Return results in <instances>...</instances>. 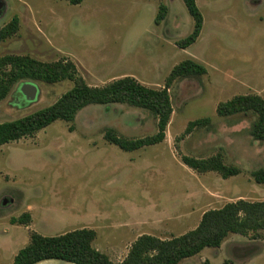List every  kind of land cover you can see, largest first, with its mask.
Instances as JSON below:
<instances>
[{
    "label": "rangeland",
    "instance_id": "obj_1",
    "mask_svg": "<svg viewBox=\"0 0 264 264\" xmlns=\"http://www.w3.org/2000/svg\"><path fill=\"white\" fill-rule=\"evenodd\" d=\"M196 2L202 32L180 49L177 43L194 29L183 0H0V29L18 18L16 34L0 43V58L68 60L91 87L130 76L163 89L185 60L207 69L171 85L173 113L163 143L126 152L107 142L108 129L129 140L157 133L149 111L112 104L87 106L72 122L56 121L32 137L0 145V264H13L32 232L55 237L91 222L104 227L93 246L119 263L137 234L168 240L197 228L207 211L264 200V185L252 177L264 169V141L251 136L257 116L216 113L235 96L264 99V0ZM161 5L166 17L156 24ZM73 86L70 80L13 85L0 101V123L51 106ZM206 118L207 126L186 133L190 122ZM217 154L241 173L224 179L181 161ZM29 206L34 222L26 230L12 220ZM180 264H264V233L258 240L230 234L220 248H206Z\"/></svg>",
    "mask_w": 264,
    "mask_h": 264
},
{
    "label": "trees",
    "instance_id": "obj_2",
    "mask_svg": "<svg viewBox=\"0 0 264 264\" xmlns=\"http://www.w3.org/2000/svg\"><path fill=\"white\" fill-rule=\"evenodd\" d=\"M82 0H71L77 5ZM194 20L193 32L177 43L180 49L193 45L203 29V15L196 0H183ZM167 8L159 7L155 23L166 17ZM18 18L0 29V43L16 34ZM7 69V70H5ZM207 69L194 60H185L176 65L163 89L147 87L135 78L127 76L102 87H91L77 76V69L70 61L45 63L29 57L5 56L0 58V101L5 99L11 87L22 81H40L55 84L63 80L74 83L71 90L49 107L40 109L17 120L0 123V145L32 137L56 121L72 122L77 113L90 105L127 104L144 109L157 120V133L140 139H126L113 129L106 130L104 138L121 150L132 152L144 147L163 143L166 129L173 113L169 89L178 79L206 75ZM254 113L257 120L252 126L251 136L264 141V99L258 95L235 96L220 103L216 113L228 117L240 113ZM209 119H199L188 124L186 133L205 127ZM182 163L198 173L216 172L224 179L238 176V167L225 164L221 154L207 159L181 156ZM254 181L264 185V169L252 173ZM13 224L30 225L31 217L23 214L12 220ZM264 233V200L250 202L239 200L220 209L203 214L194 230L168 240L143 235L132 244L128 256L122 262H113L107 255L93 246L97 234L93 229L82 228L60 236L44 237L36 232L30 234L29 243L19 250L13 264H39L45 261H63L69 264H180L183 260L199 255L206 248L218 249L230 234L258 240Z\"/></svg>",
    "mask_w": 264,
    "mask_h": 264
},
{
    "label": "crops",
    "instance_id": "obj_3",
    "mask_svg": "<svg viewBox=\"0 0 264 264\" xmlns=\"http://www.w3.org/2000/svg\"><path fill=\"white\" fill-rule=\"evenodd\" d=\"M10 202L14 203V200L12 198H10ZM24 213L25 214H29L30 217H31L30 225H24V226H26L25 227L26 230H30V226L34 222V216H33V213H32V207L31 206L27 207L25 212H23L22 214H24ZM20 216H18L17 218H19ZM82 228L93 229L96 232V234H102V232H104V227L101 226V225H97L94 222H91L90 224H87V225H83L80 229H82ZM143 235H151L152 236V234H137L135 238L137 239V238H139V237H141ZM182 235L183 234H174L172 237H179V236H182ZM153 236H156V235H153ZM52 263H55V260L45 261V262H42V263H39V264H52Z\"/></svg>",
    "mask_w": 264,
    "mask_h": 264
},
{
    "label": "water",
    "instance_id": "obj_4",
    "mask_svg": "<svg viewBox=\"0 0 264 264\" xmlns=\"http://www.w3.org/2000/svg\"><path fill=\"white\" fill-rule=\"evenodd\" d=\"M30 86L32 88V92H33L32 94L35 95L37 92V88L35 86H32V85H30Z\"/></svg>",
    "mask_w": 264,
    "mask_h": 264
}]
</instances>
